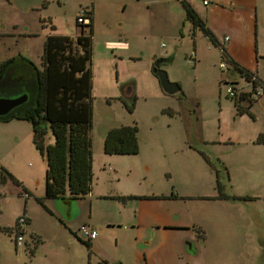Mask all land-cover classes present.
Listing matches in <instances>:
<instances>
[{
  "label": "rangeland",
  "instance_id": "1",
  "mask_svg": "<svg viewBox=\"0 0 264 264\" xmlns=\"http://www.w3.org/2000/svg\"><path fill=\"white\" fill-rule=\"evenodd\" d=\"M94 1L0 0V17L3 18L4 30L19 34L21 29L24 31L25 26H28V31L32 34L30 40L7 35L4 44H0V49L20 51L21 55L18 56L25 57L41 68L42 39L36 37L35 32L50 31L53 35L67 36L75 41L81 33V28L76 24V15ZM96 3L98 11L91 59L94 188L96 192L104 187L109 192L119 193L131 188L132 193L148 192L149 196L163 193V200H139L140 197L132 196L134 200L128 201L127 207L121 211L113 207L117 199L110 200L115 201L112 204L104 203L101 213H96L91 223L99 229H107L108 221L118 222L119 227L108 231L112 237L105 236V245L109 247L110 253L112 256L116 252L120 257L124 256L127 264L134 263L128 259L130 256L137 258L139 255L138 263L144 260L142 254L130 248L133 237L131 232L136 231L133 228L141 216V227L145 232L150 227L161 232L166 230V238L161 243L160 250L156 248L150 259L156 260V264H186L188 257L194 254V250L189 249V232L195 233L196 230L192 231L191 226L187 230L185 226L190 225L189 221L195 218L202 230H206L205 235H208L205 238V249L201 247L203 264H264V241L262 247L259 246L260 235L264 232V216L261 215L258 219L254 213L255 210L260 211L261 207L264 210V199L246 202L250 201L247 196L241 199L237 197L239 188L235 187L234 182L229 181L228 186L226 185L228 173L222 168L223 156L219 148L221 143L213 144L206 139L207 136L220 138L218 132H221V123L216 114L219 100L234 101L229 98L227 87L221 85L220 88L218 84L222 71L219 67L220 58L207 53V64L198 66L195 71V63L180 44L182 39L178 45H173L153 28L161 27L160 25H141L136 20L130 25V11L122 13L114 3L112 4L115 6H106L110 4L107 0H96ZM175 6L176 13L181 11L183 15L182 6ZM27 7L30 8L28 12ZM41 15L44 20L50 19V22H43L45 28L35 22L36 17L39 19ZM14 23L18 24L19 29L12 27ZM138 29L146 31L145 47H149L148 50L138 49L137 42H132L135 39L130 30ZM186 37L190 47L188 30ZM165 46L180 50L170 66L172 76L182 82V92L174 96L166 95L160 89L154 90L139 74L149 66L150 54L160 49L167 50ZM121 50L127 52L122 53ZM143 51L145 56L142 55ZM1 55L6 57L4 53H0ZM9 55L6 59L0 57V62L12 59L13 53ZM130 56H136L137 59L132 60L134 58ZM129 87L136 88V95L131 99L128 97ZM125 105L132 107V112ZM200 110H204V115L195 114ZM133 125L138 128L141 149L139 155L109 157L102 152L107 128ZM31 129V125L25 121L0 123V165L16 181L33 192L41 193L44 191V179L40 177L42 184L39 186L36 170L42 169L46 159L35 147ZM53 143L54 137L49 134L46 145ZM98 147L101 148L100 151ZM42 175L44 178L43 172ZM236 178L241 181L239 175ZM218 187L222 192H219ZM229 190L237 196L227 195ZM21 191L23 192V188L10 178L5 183H0V225L22 210L26 199L18 195ZM32 201L34 200L31 203ZM36 209L41 210L39 206ZM160 212L164 220L156 224L152 214ZM41 213H38V218L42 216ZM44 217L52 224L50 234L45 232L49 238L44 237L49 246L38 249L35 262L44 264L76 259L85 264H97L99 257L95 253L88 254L86 247L76 238L68 231L60 229L59 220L49 218L47 214ZM39 224L37 219L36 225L43 229ZM169 227L179 230L174 233L166 229ZM210 227L217 228L215 234L208 233ZM3 233L0 235V251L6 255V259L3 258L2 264H30V250L24 251L23 247H15L14 238L11 240L7 232ZM78 233L83 238L82 231ZM114 236L119 238L118 244ZM25 240L32 245L29 232L26 233ZM134 246L136 248V244ZM8 249L9 254H5ZM193 263L196 260L191 262Z\"/></svg>",
  "mask_w": 264,
  "mask_h": 264
},
{
  "label": "crops",
  "instance_id": "2",
  "mask_svg": "<svg viewBox=\"0 0 264 264\" xmlns=\"http://www.w3.org/2000/svg\"><path fill=\"white\" fill-rule=\"evenodd\" d=\"M94 1V0H93ZM110 2L106 6H115L119 7L123 12H131L130 20L131 24L136 20L141 25L149 24H158L161 27H153L157 30L158 33L162 34L163 37L168 38V40L173 43V45H178L180 40L183 42L180 43L182 48H184L189 57L192 58L195 64L193 70L196 71L198 66L206 65L207 59L206 54L211 53L216 57L220 58L219 67L221 64H225V68H220L221 75L218 84L225 85L232 84L237 88L236 95L239 97V94H245L242 99L230 101L219 100L218 109L216 111L217 116L220 118L221 123V132L219 133L220 138L214 136H207L206 139L210 143H221L219 148L221 149L223 156L222 168L227 171L228 182L233 181L236 188H239V191L231 193L233 190H229L227 195L237 196L240 199L247 196L252 202L260 199H264V141L258 142V137L264 136V0H214L209 6L203 5V0H183L185 1L192 9H194L199 17L205 22L207 30L209 31L210 38L207 37L201 30L193 29V25L187 20L186 11L179 0H107ZM114 3L115 5H113ZM175 4H180L184 13L179 11L176 13ZM92 8V29H93V40H94V29L96 22V14L98 11V6L96 0L92 3L91 6L84 7L83 9ZM30 8H26V12ZM35 10V9H34ZM76 15V21L78 18ZM50 20V19H49ZM44 20V16H40L39 19H35L37 24L45 28L43 22L49 21ZM50 22V21H49ZM13 28L19 29L17 23L12 25ZM5 26L3 25V18L0 17V44H4V39L7 35L20 36L21 39L30 40L32 34L28 31V26H25L24 31L19 34H14L10 30H4ZM188 30V35H190L191 45H187L188 38L186 37V31ZM132 37L135 40L132 42H137L138 49H146L147 44L146 31L144 30H130ZM53 34L50 31L45 32H35L36 37L42 39V52L40 58L42 59L44 51V43L48 36ZM130 35V34H128ZM202 38V39H201ZM201 40V41H200ZM207 40V41H206ZM128 47V46H127ZM127 47L126 48L127 50ZM168 46H165L167 49ZM142 51V50H139ZM180 50L177 48L170 47L167 50L160 49L159 51H153L149 56L150 64L148 67L140 71L142 80L146 79L153 87L154 90L161 89L159 80L153 74V67L155 63L159 60H163L164 63L161 66V69L165 70L168 73L170 82L178 84L182 92V82L179 78H174L172 76V71L170 69L171 63L174 61L176 55ZM190 51V52H189ZM7 52V53H5ZM13 53V57L21 55V52H13L8 48L7 50L0 49V53H4L6 59L10 57L9 53ZM122 53L127 52L121 50ZM139 53V52H138ZM129 55V54H128ZM143 56L146 54L142 53ZM24 56V55H23ZM11 57V58H13ZM135 60L136 56H130ZM2 61V60H1ZM5 61V60H4ZM3 62V61H2ZM194 71V72H195ZM237 75H239L237 77ZM248 77H254L253 80L257 81L256 84H253L251 80H248ZM197 79L196 77H194ZM262 86V87H259ZM163 92V91H162ZM180 92V93H181ZM179 93V94H180ZM136 95V88L129 87L128 97L133 98ZM178 95V94H177ZM246 95H251L246 97ZM234 97L231 99H235ZM135 100V99H134ZM199 106V105H198ZM197 106V107H198ZM204 110L195 112L196 115H204ZM16 122V121H13ZM32 128V127H31ZM113 128H118L116 126L109 127L104 132L103 140H105L106 134L109 130ZM217 133V134H218ZM32 135V129H31ZM33 137V136H32ZM201 136L198 138L200 139ZM33 139V138H32ZM98 147V151H100ZM92 150H95L94 140L92 141ZM141 150V149H140ZM102 152L104 151V144L102 147ZM141 152H139L140 154ZM137 154V155H139ZM107 155V154H106ZM109 156V155H107ZM115 157V156H109ZM129 157V156H124ZM46 162L42 169H37V184L40 186V177L44 179V191L43 192H33L27 186L20 183L19 186L23 188V192L19 193L20 197L25 198V204L22 210L17 213L11 220H6V222L0 225V235L4 234L2 231H9V237L12 240L14 238L15 247H23L22 250H30L31 261L30 264H43L40 262H35V255L38 253V249L41 246L48 247L49 244L44 241L45 232L50 234L52 224L50 221H47L44 217V214H47L49 218L54 220H59L60 229L68 231V233L76 238V240L86 247L88 254L92 255L95 253L99 259L97 264H127L125 257L116 252L115 256H112L110 253L109 247L105 245L106 238L108 235L112 237L108 231L115 229L119 226L118 222L110 220L107 222V229L98 228L95 224H92L91 221L93 216L96 213H101L102 207L105 202H112L110 200H116V203L113 204V207L121 211L123 208L127 207L128 201L134 200L132 196L140 197L139 200L145 199H155L159 198L163 200V193L154 194L149 196L148 192H131V188H126L123 191L119 192H109L104 187L96 192L94 188V181L92 184V189L90 194L82 199L70 201V200H54V199H45V184H46ZM44 173V178L42 175ZM40 173V174H38ZM234 173V176L233 174ZM236 175H239L241 181L237 180ZM94 179V175H93ZM129 180V178H127ZM127 180V181H128ZM221 189L224 191L222 185ZM220 188L218 187V190ZM219 192H222V190ZM29 193V194H28ZM22 195V196H21ZM25 195V197H24ZM40 199L42 204L37 200ZM31 200L33 203H31ZM234 203V201H232ZM241 202V201H239ZM35 204V205H31ZM35 206V207H34ZM39 206V209L36 207ZM261 207L260 211L255 210V217L258 219L260 216H264V210ZM42 212V216L38 218V213ZM64 215V216H63ZM148 217L147 215H145ZM21 217H26V226L23 227L21 234L24 236V242L22 245H17L16 243V234L15 227L17 221ZM162 213H153L152 218L155 220L156 224H159L160 221H163ZM37 219L40 222V226L43 229H40L36 223ZM224 219V218H221ZM145 223L147 221H144ZM190 225H186L185 229L188 230V227L191 226L192 231L195 233L190 234V250H194V254L188 257L186 264H191V262L196 260V263L193 264H203L202 263V249H205V238L208 235H205V231L202 230L200 225H198L197 220L192 218L189 221ZM91 228L96 232L97 236L95 239H89L87 236L83 238L79 236L78 231L80 226ZM193 225V226H192ZM221 225V224H220ZM219 225V226H220ZM82 226V227H83ZM142 218L139 216L138 224L133 228L136 229L132 234V244L130 248L132 251L136 250L138 253L142 254L143 261L138 263L139 255L136 257L130 256L128 259L133 260L132 264H156V260L150 259L153 256V251L158 248L160 250L161 243L165 240L166 230L164 232L156 231L154 227H150L146 232L142 230ZM148 228L147 226H145ZM167 227V225H165ZM208 227V224H207ZM154 229V230H153ZM172 232L179 230V228H166ZM217 228L210 227L208 233L215 234ZM62 231V230H61ZM32 238V245L25 240V235L28 233ZM175 233V232H174ZM264 232L261 233L259 240V246L262 247V242L264 241ZM48 237V236H47ZM116 238V243L118 244L119 238ZM49 238V237H48ZM24 244V246H23ZM136 244V248L135 245ZM157 251L160 255V251ZM10 250H5V254H9ZM207 252V247H206ZM1 262L6 255L0 251ZM196 258V259H195ZM190 259H193L190 261ZM128 260V261H129ZM188 261V262H187ZM190 261V263H189ZM14 264H18L14 262ZM44 264H85L76 259H67L65 261H52V263L44 262Z\"/></svg>",
  "mask_w": 264,
  "mask_h": 264
},
{
  "label": "trees",
  "instance_id": "3",
  "mask_svg": "<svg viewBox=\"0 0 264 264\" xmlns=\"http://www.w3.org/2000/svg\"><path fill=\"white\" fill-rule=\"evenodd\" d=\"M179 1L193 29L201 30L210 38L197 12L185 1ZM85 13L86 24L76 21L81 33L75 41L67 36L46 38L41 68L22 56L0 62V98L28 96L25 103L0 117V123L25 121L31 125L33 143L46 159L45 199L74 201L87 197L92 189V8L85 9ZM246 78L257 85L253 80L255 76ZM229 85L233 86L228 83L225 86ZM233 88L237 92V88ZM244 95H236L238 98L233 100L242 99ZM246 97L250 99L251 95ZM126 107L132 112V107ZM49 134L54 137V143L46 145ZM257 141L263 142L264 136ZM104 151L107 155L139 154L138 128L133 125L109 130ZM9 178L19 186L20 183L0 165V183ZM37 201L42 204L40 199Z\"/></svg>",
  "mask_w": 264,
  "mask_h": 264
},
{
  "label": "water",
  "instance_id": "4",
  "mask_svg": "<svg viewBox=\"0 0 264 264\" xmlns=\"http://www.w3.org/2000/svg\"><path fill=\"white\" fill-rule=\"evenodd\" d=\"M163 60H159L153 67V74L159 80L163 93L169 96L177 95L181 92V88L178 84L172 83L169 80L168 73L161 69ZM28 99L27 95H22L17 98H0V117L8 115L12 110L21 104L25 103Z\"/></svg>",
  "mask_w": 264,
  "mask_h": 264
},
{
  "label": "built area",
  "instance_id": "5",
  "mask_svg": "<svg viewBox=\"0 0 264 264\" xmlns=\"http://www.w3.org/2000/svg\"><path fill=\"white\" fill-rule=\"evenodd\" d=\"M213 2H214V0H203V5L209 6ZM77 21L79 24H86L87 23L85 9H82L79 12ZM221 68L224 69L225 64H221ZM227 94H228L229 98H234L236 96V91L233 88V86L229 85L227 87ZM25 226H26V217L19 218V220L17 221L16 227H15V233H17V236H16L17 245H22V243L24 242V236H23V234H21V232H22L23 227H25ZM81 231L89 239H95L97 236L96 232L93 231L91 228H88V227L83 226Z\"/></svg>",
  "mask_w": 264,
  "mask_h": 264
},
{
  "label": "flooded vegetation",
  "instance_id": "6",
  "mask_svg": "<svg viewBox=\"0 0 264 264\" xmlns=\"http://www.w3.org/2000/svg\"><path fill=\"white\" fill-rule=\"evenodd\" d=\"M77 38V37H76ZM162 66V65H161ZM38 67V66H37Z\"/></svg>",
  "mask_w": 264,
  "mask_h": 264
}]
</instances>
